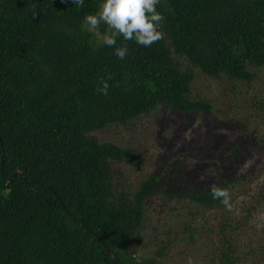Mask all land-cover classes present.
I'll use <instances>...</instances> for the list:
<instances>
[{"label": "trees", "instance_id": "1", "mask_svg": "<svg viewBox=\"0 0 264 264\" xmlns=\"http://www.w3.org/2000/svg\"><path fill=\"white\" fill-rule=\"evenodd\" d=\"M99 3L0 0V264H165L177 249L195 264H240L237 237L261 223L263 185L234 214L177 164L131 187L119 167L139 158L93 132L158 105L210 113L179 58L227 80L231 112L263 121L264 78L253 69L264 66V0H160L164 38L145 47L118 37L129 50L123 60L90 42L83 18ZM101 78L107 96L96 92ZM252 133L219 154L243 169L264 154V132ZM237 167L219 168L218 186L231 191L262 165L239 176ZM210 209L222 211L201 228L196 218ZM242 247L244 261L264 264V231Z\"/></svg>", "mask_w": 264, "mask_h": 264}, {"label": "rangeland", "instance_id": "2", "mask_svg": "<svg viewBox=\"0 0 264 264\" xmlns=\"http://www.w3.org/2000/svg\"><path fill=\"white\" fill-rule=\"evenodd\" d=\"M90 32V42L92 46L102 44L101 36L104 32ZM180 62L192 68L193 78L190 84V91L193 95L208 101L212 105V110L208 112L177 113L166 106L158 105L147 115H140L125 124H110L98 131L93 132L100 142L109 141L123 146L136 155L140 163L136 166L121 165L119 169L122 177L126 179L131 187L137 185L141 178L153 174H161L166 169L173 168L172 164H177L179 172L184 176L193 179L195 182H202L205 188L212 184H217L225 178L220 175L221 167H237L238 176L248 172L250 166L257 169L262 165L259 172L250 175V179L237 183L231 189V210L234 214L236 206L240 200H244L250 194L264 187V154L250 158L242 166L233 160H225V156L219 154V149H225L230 142L235 139L246 140L252 137L255 132L259 135L264 132V119L250 115L247 112H231L228 97L229 84L224 77L219 79L210 78L202 74L198 69L193 68L183 58ZM258 79L264 78V66L253 69ZM255 78L250 87L256 89L261 80ZM165 167V165H168ZM233 175V174H232ZM164 183H161L163 187ZM241 185V186H240ZM222 210H203L196 220L199 226L213 225L219 218ZM201 215V216H200ZM260 224H252V228L242 230L237 237L238 254L240 264H248L244 261V251L242 245L255 244L261 240L264 226V216H259ZM157 220H155V223ZM242 248V249H241ZM151 248L145 247V253H149ZM174 252L169 263H185L182 254ZM142 254V253H141ZM252 255L245 254V258ZM256 259V258H255ZM186 261V260H185Z\"/></svg>", "mask_w": 264, "mask_h": 264}, {"label": "clouds", "instance_id": "3", "mask_svg": "<svg viewBox=\"0 0 264 264\" xmlns=\"http://www.w3.org/2000/svg\"><path fill=\"white\" fill-rule=\"evenodd\" d=\"M74 5L83 7L84 0H73ZM160 0H101L95 13H88L83 18V25L88 32H96L103 24L106 31L101 36L104 45L113 47L115 55L123 60L129 53L127 44L117 46V38L125 41L134 40L139 45L150 47L164 38L162 23L165 19L157 10ZM36 12L33 11V15ZM111 77H108L110 79ZM119 86V85H118ZM109 84L101 78L96 92L107 96ZM213 199L221 201L225 208L231 210V193L229 189L210 185ZM186 264H195L192 257H187Z\"/></svg>", "mask_w": 264, "mask_h": 264}]
</instances>
